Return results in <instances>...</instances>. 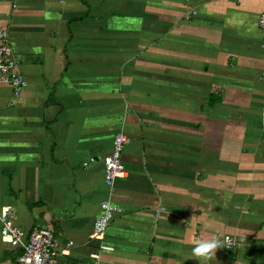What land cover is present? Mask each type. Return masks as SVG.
Instances as JSON below:
<instances>
[{"label": "crops", "instance_id": "obj_1", "mask_svg": "<svg viewBox=\"0 0 264 264\" xmlns=\"http://www.w3.org/2000/svg\"><path fill=\"white\" fill-rule=\"evenodd\" d=\"M261 13L264 0H0L25 83L0 84L14 224L50 223L71 243L63 263L264 264ZM117 132L127 178L109 192L99 159ZM104 201L119 212L89 240ZM212 236L236 247L195 256ZM17 253L0 240V264Z\"/></svg>", "mask_w": 264, "mask_h": 264}, {"label": "built area", "instance_id": "obj_2", "mask_svg": "<svg viewBox=\"0 0 264 264\" xmlns=\"http://www.w3.org/2000/svg\"><path fill=\"white\" fill-rule=\"evenodd\" d=\"M257 27L261 35L260 47L264 50V13L259 14ZM16 65L17 62L8 45L6 30L0 27V84L9 86L14 96H17L25 85L21 76L16 72ZM261 75L264 78V70ZM127 142L128 139L123 133H115L111 140L110 152L99 159L103 169V182L109 192L116 180L127 178V171L120 160L121 152ZM96 161V158L90 157L83 161L81 166L86 168ZM99 210L101 213L93 221L91 232L88 235L89 240H102L110 220L119 212V209L108 201L101 202ZM0 240L18 250V253L8 264H72L59 260L62 256L67 255V249L71 243L68 242L64 248H58L50 223L33 226L28 231H23L14 224L13 212L9 206H0ZM222 242L226 250H233L236 247V243L229 236H224ZM99 250L109 251L111 248L100 245ZM96 260L97 255H90V262L85 264H96Z\"/></svg>", "mask_w": 264, "mask_h": 264}, {"label": "clouds", "instance_id": "obj_3", "mask_svg": "<svg viewBox=\"0 0 264 264\" xmlns=\"http://www.w3.org/2000/svg\"><path fill=\"white\" fill-rule=\"evenodd\" d=\"M222 247L223 242L217 236H212L210 239L197 241L193 254L205 260H211L216 255L217 250Z\"/></svg>", "mask_w": 264, "mask_h": 264}]
</instances>
